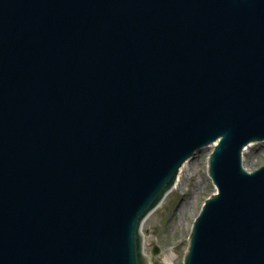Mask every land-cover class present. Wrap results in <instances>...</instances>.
<instances>
[{
    "label": "water",
    "instance_id": "obj_1",
    "mask_svg": "<svg viewBox=\"0 0 264 264\" xmlns=\"http://www.w3.org/2000/svg\"><path fill=\"white\" fill-rule=\"evenodd\" d=\"M263 142L264 0H0V264H151L206 148L183 264H264Z\"/></svg>",
    "mask_w": 264,
    "mask_h": 264
},
{
    "label": "rangeland",
    "instance_id": "obj_2",
    "mask_svg": "<svg viewBox=\"0 0 264 264\" xmlns=\"http://www.w3.org/2000/svg\"><path fill=\"white\" fill-rule=\"evenodd\" d=\"M212 151V148L201 150L184 166L179 189L173 190L162 206L145 221L142 228L144 254L151 264L184 263L194 223L205 202L217 193L208 175ZM243 164L249 172L264 167V142L247 148Z\"/></svg>",
    "mask_w": 264,
    "mask_h": 264
},
{
    "label": "bare ground",
    "instance_id": "obj_3",
    "mask_svg": "<svg viewBox=\"0 0 264 264\" xmlns=\"http://www.w3.org/2000/svg\"><path fill=\"white\" fill-rule=\"evenodd\" d=\"M249 149V148H248ZM247 151V150H246ZM245 151V152H246ZM185 168V167H184ZM180 180H181V176L179 177V179H178V181H177V183H176V185H175V187H174V189L173 190H177V189H179L178 187H179V182H180ZM150 260V259H149Z\"/></svg>",
    "mask_w": 264,
    "mask_h": 264
}]
</instances>
